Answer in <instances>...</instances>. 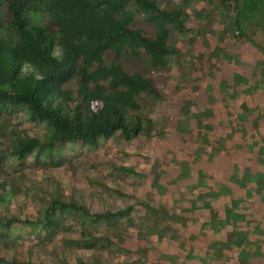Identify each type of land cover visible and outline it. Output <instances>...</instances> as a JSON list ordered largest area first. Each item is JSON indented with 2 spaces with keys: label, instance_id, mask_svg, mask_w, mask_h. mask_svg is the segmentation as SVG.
Masks as SVG:
<instances>
[{
  "label": "trees",
  "instance_id": "16d2710c",
  "mask_svg": "<svg viewBox=\"0 0 264 264\" xmlns=\"http://www.w3.org/2000/svg\"><path fill=\"white\" fill-rule=\"evenodd\" d=\"M220 2L230 17L228 40L262 53L264 72V46L254 37L264 30V0ZM132 10L182 34L196 31L182 10L155 0H0V264H103L81 253L75 261L59 255L34 258L28 247L43 241L29 243L27 258H20L9 233L30 227L40 236L51 237L66 229L59 219L66 213L79 217L75 229L83 233L70 241H87L98 235L94 226L100 220H133V211L138 217L153 218L149 231L172 241L170 246L182 252L177 258L182 264L200 263L198 252L187 253L180 247V242L189 244L200 236L213 248L207 254L216 258V264H226L233 254L236 257L229 264H264V253L258 257L260 263L255 262L257 251L251 239L259 225L255 212H262L264 206L255 201L257 190L264 200V89L259 91L262 100H255V72L250 76L233 72V80L211 75L218 69L227 71V64L218 58L221 47L214 53L205 46L181 49L168 43L160 31L152 35L133 26ZM129 44L144 52L141 63L148 59L155 66L165 58L168 65H181L173 81L177 90L173 100L136 66H127ZM229 55L232 61L233 51ZM177 57L187 63L176 61ZM77 63L85 76L101 78L106 88L95 113L86 112L83 97L72 98L73 92L63 83ZM232 65L228 67L234 69L233 61ZM236 78L237 84H244L243 91H236ZM141 94H148L153 102L141 108L134 101ZM158 100L168 108L162 114ZM19 108L23 120L43 127L40 134L8 131L10 123H19L17 115L10 114ZM120 134L125 141L143 135L159 149L151 154L148 169L106 162L146 176L149 188L143 186L140 197L123 205L94 206L75 194L77 181L64 166L75 162L61 155V148L64 143L92 146ZM167 137H174L172 146ZM167 147L168 155L161 153ZM121 152L127 154L123 148ZM40 160L45 166L37 164ZM96 180L108 187L102 179ZM186 180L184 191L176 189L182 195L169 189V183ZM110 189L126 194L120 188ZM197 224L198 232L191 233ZM260 229L264 234V227ZM102 235L112 242L108 231ZM146 249L136 261L147 262ZM226 249L230 251L224 253Z\"/></svg>",
  "mask_w": 264,
  "mask_h": 264
},
{
  "label": "rangeland",
  "instance_id": "374dc122",
  "mask_svg": "<svg viewBox=\"0 0 264 264\" xmlns=\"http://www.w3.org/2000/svg\"><path fill=\"white\" fill-rule=\"evenodd\" d=\"M155 1L159 5H167L182 10L188 23H190L196 31L188 32L190 35L187 33L182 34L171 25H166L165 23L153 24V22L144 19L141 12L133 13L134 10H132L129 22L135 27L143 28L146 32L152 35L157 31H160L168 43H175L181 49L187 47L193 50L205 46L209 53L212 51L214 53L216 51L215 48L218 46L221 47L224 50L220 48L218 58L227 64V71L225 68L224 70L218 69L215 74L211 75H215L216 77L220 75L225 77L228 75L233 80V77L231 76L233 72L235 74L241 73L245 76H250L255 72V85L257 86L255 89V100L263 97L261 94L262 92H259L264 89V72L262 67L263 54L259 52V54H261L260 56L255 50L247 49L244 45L240 44L239 41L235 40V42H232L228 40L231 35L230 17L228 18V9L223 6L220 0ZM197 26H199L200 31L197 30ZM263 35L264 30L262 29V31L259 30L255 32L254 37L255 42L259 41L264 46ZM128 48L130 51L127 50V56H125L124 59L127 66L130 68L136 66V69L143 72V74L159 89L160 92L162 91L168 96H171V99L173 100L172 94L177 92L176 89H173V81L179 76L177 70H179L181 65L178 63L168 65L165 58H162L161 62L155 66L151 65L148 59L143 60L145 63H141L139 59H141L140 57H145L144 52L134 44H129ZM231 50L234 54L233 58H231L234 62V69L228 67V64L233 67L232 61L228 60L229 57L232 56L229 55L230 53L232 54ZM176 61L187 63V60H183L181 57ZM221 67L223 66L221 65ZM70 69V76L64 79L63 83L71 92H73L72 98L77 94L83 97V105L86 112L95 113V105L101 100L102 93L106 91L102 79L85 76L81 63L71 65ZM236 80L237 78L234 79V87L236 91H243L240 87L244 84H237ZM234 87L232 90H235ZM148 97V94L136 95L134 101L141 108H144L147 103L153 102V100ZM157 103L159 111L162 110L164 112L167 105H165L164 102H159V100ZM162 111L160 114L163 113ZM10 114L17 115L19 119L18 124L15 122L8 125V131L12 129L14 134L35 132L38 135L44 130L40 124L23 120V113L20 108L12 111ZM256 122L257 121L255 120V125ZM122 137L126 139L125 135L120 134V137H115L116 139L113 137H110L109 139H101L92 146L80 145L79 147H73V145L69 143H64L61 148V155H64L66 159H73V162H75V165H64L68 172L73 173L72 175L75 176L77 181L75 194L90 200L94 206L113 207L123 205L126 202L132 201L137 196L140 197L143 186L147 187V190L149 188V180L146 179V176H139L115 169L106 164V162H115L116 164H126L135 166V168L139 167L148 169L149 166H152L151 154L154 153V150L156 153L159 152V149H154L155 142L147 140L143 135L134 137L129 141L123 140ZM165 140H168V143H170L169 145L172 146L174 137H167ZM164 144L166 145L165 141ZM169 147H167L165 152L161 153L168 155L170 151ZM122 148L127 152L126 155L121 152ZM171 148L174 149L177 148V146ZM177 152L183 153V151H180L179 149ZM37 164L45 166L41 160L38 161ZM262 170H264V167L261 171ZM189 176H187V179ZM96 179H102L108 187H103ZM184 183H187V180L180 184H176L175 182L169 183V189L175 190L174 194H177V188H182L183 191L185 190ZM110 187L120 188L124 190L126 194H119L110 189ZM259 189L261 190V186ZM151 192L154 194L152 189ZM182 192L178 191V194L180 195L181 193L182 195ZM257 192L259 193V190H257ZM258 193L255 201L257 200V205H264V200H260ZM258 200L260 201L258 202ZM262 210V212H255L256 224L259 223V225L258 228L255 227L257 228V230L255 229V237H251V239L255 241V250L257 251L255 254V262L258 263L261 261L258 257H261V254L264 253V234L262 233L260 235L262 232L260 228L264 227V206ZM133 215V220L130 218H120L111 221L100 220L97 222V225L94 226L98 230V235L94 238H89L87 241H83L82 238L76 242L70 241L73 238L82 237L81 234L83 233L81 230L78 231L75 229V225L80 221L79 217L66 213L59 215L60 224L64 227L66 226V229L64 228V231L51 234V237L49 236L47 238L46 236H40L37 230H31L30 227H27L11 230L9 238L16 242L15 253L20 258H27L28 254H26V250L28 245L43 241L42 244H38L37 246L31 245V248L28 247V250L30 249L34 258L55 259V256L59 255L64 256L65 259L70 261H75L76 257L81 253L85 259L92 256L93 258H97L103 264H118L127 261H130V263L132 262L131 264H148L150 260L156 261L155 263L159 264H182L181 260L177 259L178 256L182 254V252L179 251L180 249L175 250L174 246H170L172 241L168 242L167 240H164V238L156 236L154 232L151 233L149 231L148 226L153 222V218L145 219L138 217L134 211ZM198 226L199 225L197 224L195 226L196 229L192 228L191 233L196 234L200 228ZM78 228L81 229L80 227ZM104 230L108 231V236H110L112 242L106 241L103 238L102 234ZM188 233H190V231ZM189 236L190 234L187 235V237ZM175 243H177V241ZM180 245V247L187 253L190 251L194 252H192V254L198 252L196 253L198 254L196 257H198L197 260L200 262L199 264H206L207 262L210 264H216V258L210 256L209 253L207 254V252L213 248H208L205 245V240L201 236L194 238L192 243L188 244L180 242ZM146 248H149L147 262L143 263L136 261L138 256L143 257L145 255ZM228 250L230 251V249H226L224 253ZM168 254H171V257H169ZM235 257L236 254H233V256L231 255L226 264H229Z\"/></svg>",
  "mask_w": 264,
  "mask_h": 264
}]
</instances>
